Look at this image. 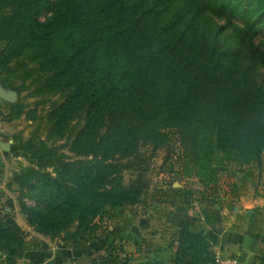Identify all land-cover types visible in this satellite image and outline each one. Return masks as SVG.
Wrapping results in <instances>:
<instances>
[{
	"label": "trees",
	"instance_id": "16d2710c",
	"mask_svg": "<svg viewBox=\"0 0 264 264\" xmlns=\"http://www.w3.org/2000/svg\"><path fill=\"white\" fill-rule=\"evenodd\" d=\"M262 26L264 0H0V85L58 96L42 114L8 104V120H38L28 138L16 136L15 151L29 164L7 181L19 189L27 223L79 242L105 207L138 204L148 187L142 145L155 151L179 140V179L197 178L211 197L218 189L206 175L216 151L221 169L260 164L264 78L254 73L264 55L253 39ZM42 123L45 137L65 139L75 157L44 144ZM0 241L25 245L7 212ZM215 263L207 236L181 228L170 258L138 264ZM83 264L129 262L109 252Z\"/></svg>",
	"mask_w": 264,
	"mask_h": 264
},
{
	"label": "rangeland",
	"instance_id": "374dc122",
	"mask_svg": "<svg viewBox=\"0 0 264 264\" xmlns=\"http://www.w3.org/2000/svg\"><path fill=\"white\" fill-rule=\"evenodd\" d=\"M254 4V3H253ZM49 14L42 13L41 20H44ZM224 19L220 20L223 23ZM253 45L264 55V26L254 36ZM255 75L257 82H260L264 78V65L258 67ZM5 89V88H4ZM13 101L22 102L28 105V108H37L38 114L45 112L50 102L57 100V95H46L34 97L30 96L28 92L17 93L13 90ZM11 103L5 99L0 98V216L7 212L12 215L15 221L20 225L24 232L25 244H29L34 249V257L27 259V257L15 260V264H83L91 259H98L106 256L111 252L114 256L120 258H127L129 264H138L148 256H144L143 252L134 254L135 248L141 250L145 248L146 237L143 230L140 231V235L137 239V243L132 242L131 237L134 235L132 232L130 222L144 215L145 208L149 201H159L162 197L161 186L170 185L171 182L178 181L179 184H185L188 182L187 178L182 177L181 174V157L183 155L184 147L180 141L174 142L172 140L171 145L163 146L155 151L152 150V146L142 145L140 151L147 158V169L145 176L148 180V187L140 197L139 205H126L123 207L109 208L105 207L100 216L96 218L97 229L94 232H87L84 235V239L79 242L66 241L62 239V235L56 238H49L42 234L37 233L32 226H30L24 214L20 211L19 204V189L16 187L8 188L7 181L12 172L19 170L29 164L28 160L23 156L18 155L15 151L16 136L21 139H26L31 135L33 129H35L38 120L31 121L24 117L19 119L8 120L6 114L8 111V104ZM40 139H42L46 146L60 147L59 151L64 152L70 157H75L74 153L68 150V145L65 144L66 140H49L45 137L44 124L40 125L39 131ZM65 144L64 146H62ZM171 150V151H170ZM170 151V153H168ZM167 153L169 158L166 159ZM221 154L216 151L214 154L211 167L206 179L210 184L217 186L218 183L222 185L226 184L224 175L226 171L236 172L242 178L248 179L243 182H251V185L263 191L264 186V156L261 159L260 164L251 163L248 166H241L237 163L227 165L228 169H221ZM173 163V171H168V164ZM133 173L128 170L123 172V181L127 182ZM198 180V179H197ZM199 183H201L198 180ZM242 182V183H243ZM230 185V184H229ZM214 197V196H213ZM8 199L12 201V206H8ZM212 200V199H211ZM27 205H33L34 202L27 198L22 197ZM77 237L74 238V240ZM134 243V244H133ZM113 248H115L113 250Z\"/></svg>",
	"mask_w": 264,
	"mask_h": 264
},
{
	"label": "crops",
	"instance_id": "0c3cea01",
	"mask_svg": "<svg viewBox=\"0 0 264 264\" xmlns=\"http://www.w3.org/2000/svg\"><path fill=\"white\" fill-rule=\"evenodd\" d=\"M224 173L228 185L220 181L216 197H211L195 177L187 178L185 184L175 181L161 186L160 200L149 201L144 215L130 222L132 242H138L141 230L148 238L145 248H135L134 254L170 258L176 249V233L184 228L205 234L216 258L236 257L239 264H264V190L243 182L248 178L236 172ZM34 253L29 244L8 247L0 241V264H15L13 261L20 258H33Z\"/></svg>",
	"mask_w": 264,
	"mask_h": 264
},
{
	"label": "built area",
	"instance_id": "2783aa9c",
	"mask_svg": "<svg viewBox=\"0 0 264 264\" xmlns=\"http://www.w3.org/2000/svg\"><path fill=\"white\" fill-rule=\"evenodd\" d=\"M197 208V205H194ZM197 210V209H196ZM217 264H239V259L236 257H220L216 258Z\"/></svg>",
	"mask_w": 264,
	"mask_h": 264
},
{
	"label": "water",
	"instance_id": "95a60500",
	"mask_svg": "<svg viewBox=\"0 0 264 264\" xmlns=\"http://www.w3.org/2000/svg\"><path fill=\"white\" fill-rule=\"evenodd\" d=\"M13 92H11V90L8 89H4L1 85H0V98L5 99L9 102L13 101Z\"/></svg>",
	"mask_w": 264,
	"mask_h": 264
}]
</instances>
